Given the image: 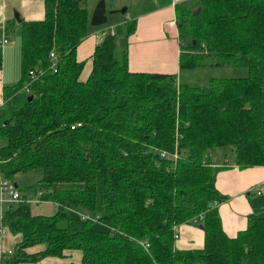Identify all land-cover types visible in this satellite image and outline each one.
Wrapping results in <instances>:
<instances>
[{"label":"trees","instance_id":"trees-1","mask_svg":"<svg viewBox=\"0 0 264 264\" xmlns=\"http://www.w3.org/2000/svg\"><path fill=\"white\" fill-rule=\"evenodd\" d=\"M43 1V18L19 20L21 75L3 88L0 174L41 167L33 192L56 212L33 214L27 201L8 205L2 225L19 239L0 264L63 257L70 249L80 250L78 264H264V215L251 213L233 236L224 231L220 166L209 155L229 145L239 167L264 164V0L175 3L181 68L248 69L211 77L206 86L131 71L130 16L101 36L81 79L76 49L91 30L88 0ZM184 222L201 225L202 247H175ZM37 244L43 247L27 250Z\"/></svg>","mask_w":264,"mask_h":264},{"label":"crops","instance_id":"crops-1","mask_svg":"<svg viewBox=\"0 0 264 264\" xmlns=\"http://www.w3.org/2000/svg\"><path fill=\"white\" fill-rule=\"evenodd\" d=\"M179 1L182 0H161L158 4L146 7L145 9H149L146 12L139 10L137 14L130 15L136 18V28L128 36V67L131 71L173 73L176 77L181 72V41L175 13V3ZM15 12L18 13L19 19L15 18ZM44 14L43 0H0V25L5 24L8 39L0 45V105L3 102V88L17 83L21 75L19 20L41 19ZM101 36L100 29H91L89 35L77 46L76 57L84 60L80 72V78L83 80L91 71V55ZM0 140L5 143L3 138ZM210 160L214 165L220 166L216 173L215 185L224 195V199L217 204L221 226L228 235L233 236L246 227L251 213H264V164L239 167L234 163V157L222 160H212L210 157ZM2 207L3 205L1 210ZM175 232V247L203 246L204 231L199 224L184 222L177 225ZM2 244L4 248L13 247H6L4 241Z\"/></svg>","mask_w":264,"mask_h":264},{"label":"rangeland","instance_id":"rangeland-1","mask_svg":"<svg viewBox=\"0 0 264 264\" xmlns=\"http://www.w3.org/2000/svg\"><path fill=\"white\" fill-rule=\"evenodd\" d=\"M98 0H88L87 4L90 12L94 6L96 5ZM161 0H105L106 5V15L107 21L98 24L92 25L90 23V29H100L101 35L104 30L110 32L111 27H115L120 24L125 16H130L137 14L140 10L142 12H146L149 9H145L148 6H153L158 4ZM163 2H169V0H162ZM123 6H127V11L125 13L120 12L119 10L111 11L113 9H120ZM187 43L188 39L185 38L182 40ZM118 46L121 48L124 46V38L123 35L119 36L117 39ZM248 74V69L243 65H233V64H223V65H205V66H197L194 68H182L181 72L177 76L178 82H185L192 85L198 86H206L211 77H230V76H245ZM3 138L6 142V138ZM3 141V142H4ZM3 143L0 140V145ZM209 155L212 160H222L223 158H233L234 152L229 145H216L212 147L209 151ZM169 156V154H168ZM43 171L41 167H34L25 171H19L12 175L9 180L16 183L18 190L26 195H31L32 197L37 196V192H33L32 186L36 184L42 177ZM2 191L0 187V197L2 196ZM5 195V194H4ZM13 203V205H15ZM7 209V206L4 205L2 207V212ZM30 210L33 214H52L56 212V205L49 199L46 200H38L30 202ZM1 212V205H0ZM260 215H264V213H260ZM78 217V225L82 226L84 224V220ZM96 225L100 224L96 221H93ZM12 238H10V236ZM5 238V240H3ZM19 239V234L11 233L7 228H4V234L2 235V243L4 241L5 246H13L14 243ZM8 240V241H6ZM43 247V244H37L28 248L29 251L33 252ZM8 248V247H7ZM68 254L63 257L58 256H45L37 262H30L24 264H78L80 261L79 255L81 252L79 249H70L67 252Z\"/></svg>","mask_w":264,"mask_h":264},{"label":"built area","instance_id":"built-area-1","mask_svg":"<svg viewBox=\"0 0 264 264\" xmlns=\"http://www.w3.org/2000/svg\"><path fill=\"white\" fill-rule=\"evenodd\" d=\"M127 17V16H126ZM111 32L114 31L113 27H111ZM107 32L106 30L103 31L102 35ZM7 37H6V26L5 24H1L0 25V45L4 44L5 42H7ZM50 56L52 58V63L51 66H54L55 64V53L53 51H50ZM29 75L31 77L36 76V71L33 69L29 70ZM25 89L28 90L29 86H28V82L25 83ZM0 187H1V191H2V196L0 197V205L4 206H8L11 205L13 203H17V202H22V201H27V202H31V201H38V200H42L40 195V191L37 192V196L35 197H31L28 195H24L22 194L19 190L17 185L9 180L7 177H4L0 174ZM258 192L260 191V187H258ZM5 194V195H4ZM1 217H2V210L0 212V257L1 258H5L7 257L13 250V247H8V248H4L3 244H2V235L4 232V227L2 225V221H1ZM175 236H177V234L175 233ZM145 246H147V243L144 244Z\"/></svg>","mask_w":264,"mask_h":264},{"label":"water","instance_id":"water-1","mask_svg":"<svg viewBox=\"0 0 264 264\" xmlns=\"http://www.w3.org/2000/svg\"><path fill=\"white\" fill-rule=\"evenodd\" d=\"M119 10L122 13H125L127 11V6H123L120 9H113L111 11ZM15 18L19 19L18 13H14ZM107 21V15H106V5L105 0H98L96 5L94 6L91 16H90V23L92 25H98L102 24ZM31 96V95H29ZM201 226V225H200Z\"/></svg>","mask_w":264,"mask_h":264}]
</instances>
